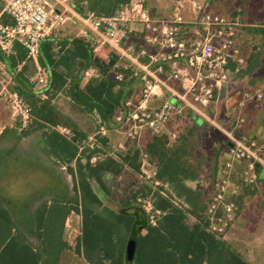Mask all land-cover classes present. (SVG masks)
Listing matches in <instances>:
<instances>
[{"label":"rangeland","instance_id":"obj_1","mask_svg":"<svg viewBox=\"0 0 264 264\" xmlns=\"http://www.w3.org/2000/svg\"><path fill=\"white\" fill-rule=\"evenodd\" d=\"M75 1L82 5L83 10H88L92 9L90 5L95 0ZM109 3L110 0H104L96 3L93 8L101 14L108 15L105 12L109 11ZM198 4L203 5L205 10L211 13L227 18L239 15L242 23L239 26L237 45L244 62L231 74L227 87L220 92L216 112L212 113L213 119L225 131H230L233 130V122L242 118L239 132L263 142L264 90L261 98H252L242 104L240 101L245 90L254 92L264 83V36L256 31L259 26L264 25V0H144V6L149 14L153 18L161 19L170 18L175 5L180 6L179 12L184 19H194L193 8ZM78 37L76 26L72 23L65 24L58 29L53 52H63L67 47H71V43ZM62 41L66 42L65 47H60ZM91 52L94 57L108 62L110 54H95L92 50ZM25 60L28 63L24 76L37 98H49L54 103L61 117L58 125L70 130L71 139L75 136L74 129L86 134L78 142L80 149L96 147L102 151L94 153L92 157L95 158L92 161L105 156L117 157L120 153L137 152L139 173H133L124 167L119 175L109 176L107 179L111 184L110 196L103 194L96 183L93 184L105 205L124 211L141 209L144 217L151 223L155 222L160 214V210L152 204L154 191H158L175 205L185 209L190 207L185 196L179 191L177 181L174 178L169 179L168 175L163 176L158 159L147 152L146 145L153 136L148 129H143L137 140H131L123 134V128L115 123L112 115L104 121L97 107L90 108L75 96L76 88L89 83L94 84L101 77V65L93 66L87 61L75 58L71 61L66 83L61 89L55 90L49 85L46 88H39L35 79L36 66L28 59ZM230 66L235 69V62L231 61ZM13 70L17 71L16 67L10 68L12 76ZM86 71L89 74H86ZM107 76L111 78L112 73L108 72ZM14 81V89L17 90L16 80ZM136 83L135 80L131 90H125L132 92L129 96L135 97L140 92ZM162 95L166 97L168 94L162 90ZM22 97L27 102L23 95ZM192 117L200 116L188 109L183 116L175 115L169 128L177 131L178 136L164 140L169 151L176 152L179 159L180 170L175 177L194 191V197L197 199L201 197L202 201H206L213 191L219 164L227 159L225 157H229L227 151L230 137L204 118L202 124L196 125ZM32 119L31 116L30 120L24 122L19 115L13 113L5 100L0 99V133L5 127L16 131L13 134L6 132L0 139V199L6 201L15 216L23 219L28 230L32 228V208L40 197L51 195L68 197L73 193L72 177L67 170L73 161L57 159L44 151L40 131L29 126ZM100 125L105 127L104 134L99 131ZM55 127L57 129V125ZM233 131L239 133L236 129ZM103 138L106 140L105 143L102 141ZM144 153L147 155L145 162L142 160ZM234 167L238 173L233 180L240 183L236 196L237 210L229 228L220 238L230 242L250 264H264V166L258 165L256 178L251 183H244L241 180L244 162H235ZM144 184L150 186L151 192L146 193V196L139 195L129 206H124L123 202L131 200L134 193H137ZM239 195H242L240 200ZM205 209L206 207L203 209V216ZM193 221L189 215L188 222ZM80 225V215L72 211L65 221L64 229V237L71 248L63 253L59 264H88L74 251ZM127 259V264H131L130 253Z\"/></svg>","mask_w":264,"mask_h":264},{"label":"built area","instance_id":"obj_2","mask_svg":"<svg viewBox=\"0 0 264 264\" xmlns=\"http://www.w3.org/2000/svg\"><path fill=\"white\" fill-rule=\"evenodd\" d=\"M179 9L175 5L170 18L157 19L149 14L144 0L121 4L110 15L95 9L79 11L72 0H0V99L24 122L30 120L31 106L14 89L8 57L14 54L15 43H19L25 58L36 66L38 87L46 88L49 74L39 63L41 42L46 38L56 40L58 29L72 23L95 54L113 52L118 56L111 72L114 80L133 78L139 82L138 95L122 99L113 114L127 138L137 140L143 129L153 135L176 138L178 133L169 124L175 115L183 116L187 109L221 128L212 113L216 112L219 94L231 74L244 62L237 45L242 23L239 15L227 18L205 10L201 4L194 6L195 18L191 20L184 19ZM133 22L143 26L141 46L129 26ZM231 61L236 64L235 69L231 68ZM23 63L19 62L16 70ZM162 90L167 92L166 97ZM262 90L264 83L254 92L245 90L240 104L261 98ZM242 121L236 119L233 130L239 132ZM57 129L70 138L69 129L61 125ZM221 129L230 137L229 157L217 168L204 212L207 230L217 237L227 231L236 215L240 183L233 180L238 173L234 163H245L241 173L244 183L253 182L258 165L264 166V140ZM99 131L105 133L104 125H100ZM146 157L144 153L143 162Z\"/></svg>","mask_w":264,"mask_h":264},{"label":"trees","instance_id":"obj_3","mask_svg":"<svg viewBox=\"0 0 264 264\" xmlns=\"http://www.w3.org/2000/svg\"><path fill=\"white\" fill-rule=\"evenodd\" d=\"M103 1L95 0L90 7L94 9L96 3ZM128 1L110 0L109 11L105 13L113 14L119 4ZM72 3L77 10L83 11L77 1L72 0ZM256 31L264 36V25ZM55 41L46 38L40 46L39 63L48 70V85L55 90L61 89L69 76L71 61L75 58L93 66L101 65V77L94 84L76 88L75 96L88 107H97L104 121H107L109 115L113 116L118 103L132 93L125 90L132 89L135 79L117 81L108 77L107 73L112 72L118 56L111 52L108 62L94 57L91 46L82 37L59 53L53 52ZM60 44V47L66 46L64 41ZM14 49V54L8 57V63L9 68H14L24 61L20 70H13V76L17 83L16 89L31 105L33 119L29 126L40 131L43 149L47 154L60 160L73 161L67 167L73 181V193L68 197H40L31 211L30 230L22 218L13 214L6 201L0 199V264H59L64 251L71 248L64 237V229L65 221L72 211L81 218L74 251L88 264H127L129 253L131 264H250L230 242L207 230L203 209L208 200L194 197V191L175 177L180 170L179 159L176 152L166 147V135H153L146 150L158 159L161 174L177 181V187L190 207L185 209L175 205L154 191L152 204L160 210V214L151 223L141 209L115 210L105 205L93 184L96 183L103 194L110 196L109 176L119 175L124 167L139 173L137 152L120 153L117 157L105 156L92 161L93 154L102 151L96 147L80 149L78 142L86 134L78 129H74L75 136L71 139L55 128L61 122L57 108L49 98L39 99L33 93L24 76L28 63L25 51L19 43H15ZM127 76L125 74V78ZM192 118L195 123V117ZM6 132L13 134L16 131L5 127L0 139ZM102 141L106 142L104 138ZM150 192V186L144 184L123 205L129 206L139 195L146 196ZM241 198L242 195H239V200ZM189 215L194 219L191 223L188 222Z\"/></svg>","mask_w":264,"mask_h":264},{"label":"crops","instance_id":"obj_4","mask_svg":"<svg viewBox=\"0 0 264 264\" xmlns=\"http://www.w3.org/2000/svg\"><path fill=\"white\" fill-rule=\"evenodd\" d=\"M155 18H157V19H161V18H159V17H155ZM130 27H132V29H133V34L139 39V46H141V43H142V39H141V36H142V30H143V26H142V24L141 23H139V22H133V23H130V25H129ZM232 68V67H231ZM137 83H136V85L138 86L139 85V82L138 81H136ZM227 87V86H226ZM226 87H224V89L226 88ZM195 123L197 124V125H200V124H202L203 123V119L201 118V117H195ZM228 152V151H227ZM228 154V153H227ZM225 158H228V156L227 157H225ZM66 251V250H65ZM64 251V252H65ZM63 255V254H62ZM61 259V258H60ZM60 262V261H59Z\"/></svg>","mask_w":264,"mask_h":264},{"label":"water","instance_id":"obj_5","mask_svg":"<svg viewBox=\"0 0 264 264\" xmlns=\"http://www.w3.org/2000/svg\"><path fill=\"white\" fill-rule=\"evenodd\" d=\"M230 144V143H229Z\"/></svg>","mask_w":264,"mask_h":264}]
</instances>
